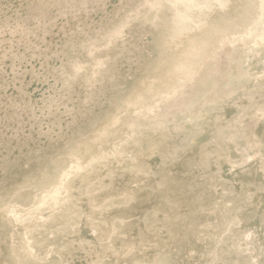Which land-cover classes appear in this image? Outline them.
Wrapping results in <instances>:
<instances>
[{
  "label": "bare ground",
  "instance_id": "bare-ground-1",
  "mask_svg": "<svg viewBox=\"0 0 264 264\" xmlns=\"http://www.w3.org/2000/svg\"><path fill=\"white\" fill-rule=\"evenodd\" d=\"M259 3L0 0V264H264Z\"/></svg>",
  "mask_w": 264,
  "mask_h": 264
},
{
  "label": "snow or ice",
  "instance_id": "snow-or-ice-1",
  "mask_svg": "<svg viewBox=\"0 0 264 264\" xmlns=\"http://www.w3.org/2000/svg\"><path fill=\"white\" fill-rule=\"evenodd\" d=\"M220 6L221 7H225V5H220ZM259 9H260V12H261V20L264 21V0H260ZM70 159L71 160H75V156H71ZM79 170L82 171V169H79ZM74 171H76L75 165H70L68 170L64 173L63 177H61V175L59 173H55L56 180L53 181L51 187L52 188H57L60 184L64 183L65 181L70 182L73 179V175L72 174H73ZM54 195H55V193H54Z\"/></svg>",
  "mask_w": 264,
  "mask_h": 264
}]
</instances>
